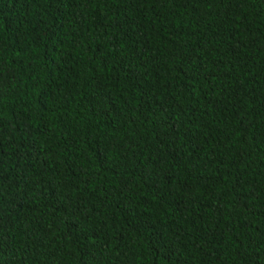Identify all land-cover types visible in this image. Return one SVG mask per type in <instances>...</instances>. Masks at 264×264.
<instances>
[{
  "label": "trees",
  "instance_id": "trees-1",
  "mask_svg": "<svg viewBox=\"0 0 264 264\" xmlns=\"http://www.w3.org/2000/svg\"><path fill=\"white\" fill-rule=\"evenodd\" d=\"M0 264H264V0H0Z\"/></svg>",
  "mask_w": 264,
  "mask_h": 264
}]
</instances>
